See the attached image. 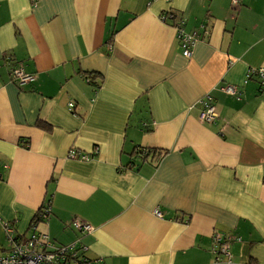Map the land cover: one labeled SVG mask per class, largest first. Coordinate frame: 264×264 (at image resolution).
Instances as JSON below:
<instances>
[{
    "label": "crops",
    "instance_id": "0c3cea01",
    "mask_svg": "<svg viewBox=\"0 0 264 264\" xmlns=\"http://www.w3.org/2000/svg\"><path fill=\"white\" fill-rule=\"evenodd\" d=\"M178 20L199 35L190 58ZM18 66L36 80L19 87ZM262 67L264 0H0V255L2 221L29 236L48 205L39 230L97 264H264ZM215 234L241 238L230 262Z\"/></svg>",
    "mask_w": 264,
    "mask_h": 264
},
{
    "label": "built area",
    "instance_id": "2783aa9c",
    "mask_svg": "<svg viewBox=\"0 0 264 264\" xmlns=\"http://www.w3.org/2000/svg\"><path fill=\"white\" fill-rule=\"evenodd\" d=\"M34 4L38 3V0H33ZM170 1V0H167ZM233 4H237L238 0H232ZM176 15L172 11H166L161 15V19L165 22L170 19H175ZM183 21L178 20L175 24L178 41L180 43L182 53L185 57L190 58L192 55V48L197 42L199 35L197 32L188 33L183 28ZM11 79L19 86L24 87L36 80V75L33 73H27L22 67H14L10 72ZM250 75H257L261 78L264 85V67L259 69H252ZM224 92L233 96L235 99L240 100L238 87L233 85H227L223 88ZM202 104V110L200 112V120L202 122L212 123L218 119L216 107L213 104V99L210 95H207L205 99L200 101ZM69 110L75 111V104L69 103ZM98 148L95 147L92 153H85L77 149H71L68 157L70 159L89 162L94 156L98 154ZM50 207L44 206L35 222L30 226L29 236L16 237L15 227L11 222L2 221V227L7 235V239L10 242L9 251L0 255V264H75L78 260L80 252H85L87 249L78 242L70 245H57L49 239V236L41 232L38 228V223L46 220L50 215ZM155 216L162 218L163 214L159 210L154 211ZM71 226L81 233H91L94 228L91 224L75 219L71 222ZM241 238L233 235H214V245L212 252L217 256V259L226 258L230 262L231 258V246L234 242H240ZM80 251V252H79ZM86 264H91L87 262Z\"/></svg>",
    "mask_w": 264,
    "mask_h": 264
},
{
    "label": "trees",
    "instance_id": "16d2710c",
    "mask_svg": "<svg viewBox=\"0 0 264 264\" xmlns=\"http://www.w3.org/2000/svg\"><path fill=\"white\" fill-rule=\"evenodd\" d=\"M33 3H34V1H33ZM40 126L43 128H46V125H44L43 123H41ZM162 155H163V153L161 151H158L157 149H154V148H145V149H138L137 148L133 153V159L138 160L140 162H151V163L156 164L161 159ZM35 220H36V218L34 219L33 222H35ZM77 258H78V260H76L75 264H86L87 262H90L91 264H97L93 260H91L90 258L87 257L86 251L80 252V254L78 255Z\"/></svg>",
    "mask_w": 264,
    "mask_h": 264
}]
</instances>
